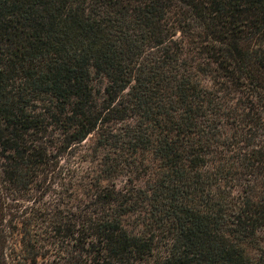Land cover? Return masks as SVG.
Segmentation results:
<instances>
[{
	"label": "trees",
	"instance_id": "trees-1",
	"mask_svg": "<svg viewBox=\"0 0 264 264\" xmlns=\"http://www.w3.org/2000/svg\"><path fill=\"white\" fill-rule=\"evenodd\" d=\"M0 264H264V0H0Z\"/></svg>",
	"mask_w": 264,
	"mask_h": 264
},
{
	"label": "rangeland",
	"instance_id": "rangeland-1",
	"mask_svg": "<svg viewBox=\"0 0 264 264\" xmlns=\"http://www.w3.org/2000/svg\"><path fill=\"white\" fill-rule=\"evenodd\" d=\"M122 184V182L121 181H119V185H121Z\"/></svg>",
	"mask_w": 264,
	"mask_h": 264
}]
</instances>
